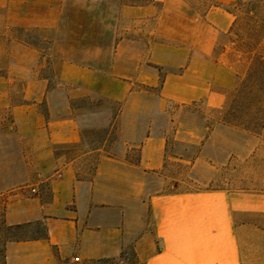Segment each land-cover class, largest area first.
Returning <instances> with one entry per match:
<instances>
[{"label":"crops","instance_id":"crops-1","mask_svg":"<svg viewBox=\"0 0 264 264\" xmlns=\"http://www.w3.org/2000/svg\"><path fill=\"white\" fill-rule=\"evenodd\" d=\"M204 2L0 0V264H264V190L168 173L196 179L239 130L188 110L222 109L236 78L216 54L236 0ZM76 5L115 10L111 45L74 42L104 38L74 36Z\"/></svg>","mask_w":264,"mask_h":264},{"label":"rangeland","instance_id":"rangeland-1","mask_svg":"<svg viewBox=\"0 0 264 264\" xmlns=\"http://www.w3.org/2000/svg\"><path fill=\"white\" fill-rule=\"evenodd\" d=\"M194 1H199L202 10L207 6L204 0ZM78 5L73 6L69 12L74 36L88 32L104 34V38L99 41L89 38L74 42L87 43L93 47L96 43L111 45L115 28L111 19L115 10L86 9ZM41 11L46 12L47 9L42 8ZM234 12V26L229 34L219 38L216 49L217 55L224 52V62L236 75L234 86L226 91V103L222 109L191 105L188 110L209 114L210 123L217 127L226 125L239 130L232 135L227 133L221 143L213 146L212 168L200 169L196 179L190 174L189 164L170 162L169 175L181 181L184 189L223 187L231 191L253 193L264 190V0H236ZM99 16L105 17L104 23L97 20ZM104 59L107 64L109 56L106 55ZM113 110L117 111V105L113 106ZM243 131L249 135L247 140L244 139ZM241 144L247 146V152H241ZM171 145L175 148L172 140ZM258 147L263 149L259 155ZM182 148L177 150L183 151ZM225 152L231 155L224 157ZM9 195L5 193L0 197V222L2 210L10 201Z\"/></svg>","mask_w":264,"mask_h":264},{"label":"trees","instance_id":"trees-1","mask_svg":"<svg viewBox=\"0 0 264 264\" xmlns=\"http://www.w3.org/2000/svg\"><path fill=\"white\" fill-rule=\"evenodd\" d=\"M236 126H240L239 124H233ZM244 129H248V127H243ZM11 230V227H8L5 225L4 221L2 220V215H1V222H0V237L3 238V236H8L9 231Z\"/></svg>","mask_w":264,"mask_h":264}]
</instances>
